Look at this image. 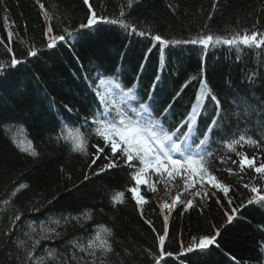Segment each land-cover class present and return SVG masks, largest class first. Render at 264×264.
I'll list each match as a JSON object with an SVG mask.
<instances>
[{
	"label": "trees",
	"instance_id": "16d2710c",
	"mask_svg": "<svg viewBox=\"0 0 264 264\" xmlns=\"http://www.w3.org/2000/svg\"><path fill=\"white\" fill-rule=\"evenodd\" d=\"M40 2L52 14L54 34H65V28L73 32L54 48L47 47V21L36 0H0V64H4L0 70V264H22L20 242L30 245L42 235L50 237L37 248L44 264H84L81 257L91 264L77 245L87 244L101 225L114 233V251L107 264H155L165 215V247L173 253L164 258L168 264H264V206L247 205L231 223L226 219V210L247 204L251 193L245 184L264 186V182L251 169L241 171L240 157L225 147L226 140L242 133L261 143L237 146V152L255 155L257 164L264 160V52L226 45L164 46L152 38L159 34L168 40H190L209 32L264 31V0H133L131 7L127 0H89L92 10L106 19L85 29L79 27L90 15L84 0ZM116 19L126 20L137 31L109 22ZM139 31L152 35L140 36ZM29 49L37 55L29 56ZM13 54L22 63L11 66ZM157 75L161 83L149 100ZM103 76L134 87L136 103L152 104L153 117L161 119L168 131L191 112L200 81L206 80L221 107L217 114L205 98L193 139L202 138L199 133L211 119L220 120L206 147L213 153L214 174L230 186L228 195L213 189L210 198L201 199L198 210L178 204L168 212L160 205L171 202L174 195L156 184L155 191L142 185L141 193L149 202L141 214L127 191L135 183L132 169L119 153L112 157L105 148L108 158H118V166L101 172L109 162L104 154L92 164L93 155L71 151L70 140H57L67 135V128L91 131L81 125L85 117L91 124L94 111L101 109L96 85ZM170 102L172 108L163 115ZM14 139L31 140L39 155L21 152ZM97 144L103 147L100 139L91 136L90 154ZM120 192L125 193L124 203H114ZM21 213L13 227L14 216ZM86 213H91L90 220L83 218ZM216 230L215 245L184 251L193 237L198 241ZM49 251L56 257H49Z\"/></svg>",
	"mask_w": 264,
	"mask_h": 264
},
{
	"label": "snow or ice",
	"instance_id": "6c2138e0",
	"mask_svg": "<svg viewBox=\"0 0 264 264\" xmlns=\"http://www.w3.org/2000/svg\"><path fill=\"white\" fill-rule=\"evenodd\" d=\"M40 8L44 12L46 20L52 19V14L45 9V5L36 0ZM87 5L90 15L86 23L80 24L81 29L91 28L97 25L99 22L104 21V16H98L97 13L92 10V4L89 0H84ZM133 0H127V6L131 7ZM124 5H121L120 17L124 16ZM121 25L125 29H131L136 32L137 29L134 25L129 24L124 19H116L109 21ZM65 34L56 35L51 23L47 27V47L54 48L58 42L66 40V36L71 37L72 31L68 28L64 30ZM140 36L152 35L148 31H139ZM13 33L8 31L7 39L11 41ZM158 45L164 46L180 45V44H193L201 45L204 48H208L212 45H226L236 49H260L264 52V31L253 28L252 30L243 29L235 31L227 35H220L214 33H206L198 35L196 38L190 40H168L164 39L161 35L156 34L152 37ZM9 53L12 52L11 48H8ZM29 56H36L37 51L35 49H29ZM22 63L20 59H17L13 54L10 58V65L15 66ZM4 64H0V70H3ZM255 73H253V76ZM252 79V77H249ZM104 81L101 80L96 88L99 89L100 85ZM161 83L160 76L157 75L154 78L152 85L148 91L149 100L152 99V93L155 91L158 84ZM116 88L119 89V99L113 96L109 98L105 92L97 91V96L103 109H97L94 111L89 124V118L85 117L81 125L82 128H91L90 132H82L80 128H67L66 136H58L57 140L63 139L66 142L70 140L71 151L81 153L85 156L93 155L91 163L95 164L96 160L100 158V154L105 153V148L109 149L111 156L116 157V154H120V158L124 159L125 164L132 169L131 179L135 182L133 186L127 189L132 194V198L139 206L142 213L143 206L149 201L146 196L141 193V186H145L148 191H155V182L152 180L150 173L155 175H166L169 179H173L176 176L183 174L184 176V189L189 187L200 186V190L194 193V198L199 197L201 199L210 198L209 192L213 189L219 190L225 196L230 191V186L223 183L214 174V170L211 167V158L213 153L206 147L214 130H219L220 120L211 119V123L206 126L204 132L199 133L202 138L193 139V134L197 131L196 125L198 123V116L202 114L204 109L205 98L210 100L217 109V114L220 110V101L212 93L211 88L208 86L206 80L200 81L199 95L196 98V103L192 106L191 112L187 117L172 131H168L163 127L161 119L154 118L152 115L153 105L149 103H139L138 107H129L128 99H136L134 87H127L117 83ZM110 91V89H109ZM179 95V94H177ZM172 108L170 102L167 107L163 109V115H167ZM98 113V114H97ZM145 114L147 118L145 119ZM67 127V126H65ZM187 128V131L182 129ZM63 131V130H62ZM95 136L103 143V147L99 144L93 145L95 153L90 154L88 152L89 139L91 136ZM13 143L19 148L21 152L27 153L32 157H37L35 146L31 140L28 139H14ZM261 142L255 139L246 137L244 134H238L237 136L225 141V147L233 153H236L239 159V168L244 171L246 168L254 171L258 175L259 179L264 182V160L257 164V157L254 155L249 157L244 152H237V146L243 147L244 144L259 146ZM109 162L100 168L101 172L116 168L118 166V158H108ZM233 164L236 161H232ZM229 172L232 170L229 169ZM210 186V187H209ZM24 188L27 185H21ZM244 187L249 189L251 196L247 200V204L242 203L240 207H232L230 210H226V219L228 223H231L233 219L237 218L240 208L247 205L257 204L264 206V186L245 184ZM16 190L12 193L14 196ZM215 195V192H212ZM125 193L120 192L114 196V203H124ZM194 198L188 199L186 202L181 200V194L178 193L171 202L165 201L160 205L161 210H171L178 204L183 205L185 210L194 207ZM10 201H6L8 203ZM219 203V201H217ZM229 205L233 204L231 199L227 200ZM22 213L17 214L13 218V227L15 222L21 219ZM85 220L91 219V213L84 214ZM79 219V217H77ZM165 229L164 234H158V252L159 254L154 256L155 264H168L165 257H171L173 253L166 250V238L168 216H164ZM149 223H151L149 221ZM35 231V230H33ZM114 236L113 230L106 226H99L98 230L94 233V237L90 238L87 244L77 245L82 252L88 254V260L91 264H107L108 257L113 253L112 237ZM219 236V230H216L212 235H203L199 240L195 237L192 238L190 246L184 248L185 252H192L195 249H207L211 245L216 244V238ZM47 235H42L39 239H33L30 245L21 241L20 246L24 248V257L22 264H44V257L37 254V248L43 239H49ZM75 243V242H74ZM183 247V241L180 242ZM49 257L55 258L56 253L49 251L47 253ZM84 264H88L84 257L80 258Z\"/></svg>",
	"mask_w": 264,
	"mask_h": 264
},
{
	"label": "rangeland",
	"instance_id": "374dc122",
	"mask_svg": "<svg viewBox=\"0 0 264 264\" xmlns=\"http://www.w3.org/2000/svg\"><path fill=\"white\" fill-rule=\"evenodd\" d=\"M47 21V27L50 23L49 20ZM101 80H105V79H101ZM100 80V81H101ZM100 83V82H99ZM106 84H103V86L101 87V92H105L107 94V96L109 98H112L113 96H115V98L119 99V95H117V92L113 89H111L109 91L108 88H106ZM102 85V84H101ZM150 175L152 176V180L155 182V184L163 191H167L170 192L172 194H174V196H176L178 193L181 194V200L186 202L188 199H192L194 198V193H192L193 191H198L200 190V186L196 185L195 187H189L188 189H184L183 185H184V176L183 174H181L180 176H176L173 179H169L168 182L163 181L162 179H160L157 175L150 173ZM176 181H180L181 185L180 186H176V185H169V183H175ZM183 187L182 189H180V187ZM201 198L199 197H195L194 198V207L191 209H197L199 207Z\"/></svg>",
	"mask_w": 264,
	"mask_h": 264
},
{
	"label": "bare ground",
	"instance_id": "6f19581e",
	"mask_svg": "<svg viewBox=\"0 0 264 264\" xmlns=\"http://www.w3.org/2000/svg\"><path fill=\"white\" fill-rule=\"evenodd\" d=\"M160 179H162L163 181H165V182H168L169 181V178L166 176V175H163V176H161V175H157ZM169 185H176V186H180L181 185V183H180V181H176L175 183H169ZM183 187H184V185H183ZM182 186L180 187V189H182L183 188ZM196 191H193L192 193H195Z\"/></svg>",
	"mask_w": 264,
	"mask_h": 264
}]
</instances>
